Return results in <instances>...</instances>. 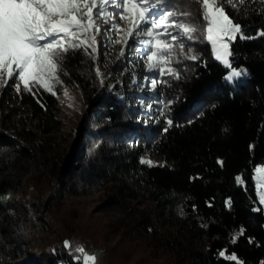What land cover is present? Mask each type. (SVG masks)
Returning a JSON list of instances; mask_svg holds the SVG:
<instances>
[{
    "label": "trees",
    "instance_id": "16d2710c",
    "mask_svg": "<svg viewBox=\"0 0 264 264\" xmlns=\"http://www.w3.org/2000/svg\"><path fill=\"white\" fill-rule=\"evenodd\" d=\"M169 5L179 13L190 0H169ZM225 7L248 35L264 28L262 0H246L239 11ZM199 9V4L192 8L190 22L204 30L194 42L184 40L183 50L175 44L166 66L179 78L147 71L148 49L141 41L148 37L142 30L125 46L130 20H123L124 28L108 30L114 23L97 16L104 25L97 51L70 50L56 95L38 85H30V92L5 87L0 94V264H70L63 244L75 246L80 217L63 202L66 196L95 194L101 201L98 213L112 215L109 225L124 240L113 252L99 242L78 241L98 254V264H126L122 256L138 264L264 261V207L252 179L254 167L264 165V37L230 43V68L247 74L236 86L229 84L228 69L213 59L205 40ZM189 55L198 59H186ZM152 79L163 82L153 90ZM64 87L75 90L81 110L70 129L58 101ZM148 153L158 161L151 168L139 162ZM237 175L244 184H237ZM228 198L231 208L225 206ZM233 254L237 260L229 259Z\"/></svg>",
    "mask_w": 264,
    "mask_h": 264
},
{
    "label": "snow or ice",
    "instance_id": "6c2138e0",
    "mask_svg": "<svg viewBox=\"0 0 264 264\" xmlns=\"http://www.w3.org/2000/svg\"><path fill=\"white\" fill-rule=\"evenodd\" d=\"M197 4L200 5L199 11L206 22V39L212 45L215 59L228 67H231L229 57L234 55L230 47L231 42L237 39L264 37V28L257 31L256 36L248 35L243 25L226 10L225 6L228 5L239 11L241 7L246 6V0H190L189 8L179 13L171 10L169 0H107V3L106 0H99V4L97 0H0V74H6L0 87L14 86L17 92H20L22 84L23 89L30 92V85H38L56 95L53 89L56 84L62 82L59 75L70 50L84 47L87 51V48L91 47L93 52L97 51L96 37H90L89 34L95 27V17L100 16L106 20L111 14L109 7L121 19L132 22V27L128 28L124 38L125 46L128 45L129 38L139 34L141 30L146 33L148 39L141 43L148 49L145 59L147 71L159 72L160 76L168 74L179 78L175 69L166 66L172 62L170 54L175 44L178 43L183 50L184 40L194 42L195 34L204 30L190 22L195 18L192 8ZM121 7L123 11L119 10ZM115 27L113 24L108 30ZM170 28H176L178 31L173 33L169 31ZM95 31L99 35L102 30L97 27ZM136 51L143 53L140 48ZM188 51L191 52L192 49L189 48ZM124 55L125 52L121 49V56ZM186 59L196 61L198 57L189 55ZM246 74L244 70H233L225 76V80L236 86L239 78ZM97 75H100L99 69ZM9 80H14L15 83L9 85ZM161 82L163 81L152 79L151 88L155 90L157 83ZM171 103L168 102L169 105ZM166 122L169 126L173 123L170 119ZM164 131L166 132L167 128ZM249 147L251 150L254 145ZM139 162L149 168L155 166L153 161L143 157ZM217 163L221 167L224 166L222 159L218 158ZM235 179L237 184L245 183L240 175ZM253 180L259 203L264 205V165L254 167ZM232 203L231 198L225 200V206L228 208L232 207ZM211 206L209 203V207ZM244 231L241 227L240 234ZM232 242L235 243L236 239L233 238ZM253 242V239L249 238V243ZM63 247L72 258L70 264H98V254L88 253L83 246H73L65 240ZM51 251L56 253L54 248ZM80 254H83L82 260ZM220 255L223 256L224 253L221 252ZM229 258L237 260L234 254ZM261 264H264V261Z\"/></svg>",
    "mask_w": 264,
    "mask_h": 264
},
{
    "label": "rangeland",
    "instance_id": "374dc122",
    "mask_svg": "<svg viewBox=\"0 0 264 264\" xmlns=\"http://www.w3.org/2000/svg\"><path fill=\"white\" fill-rule=\"evenodd\" d=\"M107 1V0H106ZM109 14L108 15V23H114L115 25L124 28V21L123 19L120 18L119 15H116L113 13V10L111 7L108 8ZM104 25L100 21H96L95 19V27L91 31L92 36L96 37V47L98 45V34L95 31V28L102 29ZM205 40L209 44L211 53L213 56V59L220 63L224 68L228 69L227 74H229L233 69L230 67L226 66L223 62L218 61L215 59V55L213 52V48L210 42L207 41L206 39V30H205ZM246 71L245 69H241ZM240 71V70H236ZM105 72V71H101ZM226 74V75H227ZM6 74H0V84H3L4 78ZM245 80V76H242L239 78L237 83L243 82ZM15 83L14 80H10ZM226 81V80H225ZM227 82V81H226ZM23 85H20V88H22ZM5 87H0V94L3 92ZM78 96L76 95L75 90L70 89L68 87H64L61 90V94L59 96V105L62 108L63 111V116L65 117V122L64 126L67 129L72 128L75 125L76 119L78 115L80 114V108H79V102H78ZM145 159H150L153 161L154 165L158 163V161H155L154 158L148 153L144 154L141 156V158ZM140 158V159H141ZM140 161V160H139ZM146 165V164H145ZM262 166V165H258ZM253 175H254V170H253ZM252 175V179H253ZM254 187H255V193L257 197V201L259 203V196L257 192V188L255 186V182L253 180ZM67 197V196H66ZM65 197V200L63 202V206L65 210L68 212H74L76 213V216H79L80 219H77V224L75 226L76 232H75V240L74 244L78 245V241L81 239L85 241V243L93 246V245H98V242L101 243L100 245L106 248L111 247L112 252L115 251L116 249H119L120 246L122 247L123 245V239L119 240L118 239V230L116 228H112L109 225V221L112 222V215L108 214L107 212L104 213H98L99 211V204H101L100 198L98 195H88V196H72V197ZM260 204V203H259ZM261 205V204H260ZM264 207V205H261ZM67 214H63L62 217H67ZM57 220H60V218H56ZM102 225H105V227H101ZM104 242H100V241ZM97 242V244H96ZM121 252V250L119 251ZM38 258V255L32 256L31 258ZM130 257V256H129ZM128 256H122L120 257V260L126 261V264H138L134 260H128ZM117 258H113V261H116ZM230 259V258H229ZM153 264H162L161 261H155Z\"/></svg>",
    "mask_w": 264,
    "mask_h": 264
}]
</instances>
